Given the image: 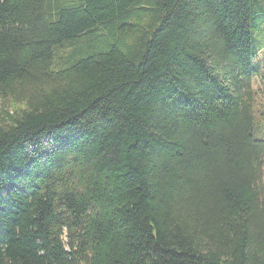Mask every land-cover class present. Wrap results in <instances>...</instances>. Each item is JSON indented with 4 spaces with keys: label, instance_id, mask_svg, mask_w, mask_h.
Instances as JSON below:
<instances>
[{
    "label": "trees",
    "instance_id": "trees-1",
    "mask_svg": "<svg viewBox=\"0 0 264 264\" xmlns=\"http://www.w3.org/2000/svg\"><path fill=\"white\" fill-rule=\"evenodd\" d=\"M262 52L264 0H0V264H264Z\"/></svg>",
    "mask_w": 264,
    "mask_h": 264
},
{
    "label": "rangeland",
    "instance_id": "rangeland-1",
    "mask_svg": "<svg viewBox=\"0 0 264 264\" xmlns=\"http://www.w3.org/2000/svg\"><path fill=\"white\" fill-rule=\"evenodd\" d=\"M259 70L253 80L254 138L264 141V52L258 58Z\"/></svg>",
    "mask_w": 264,
    "mask_h": 264
}]
</instances>
